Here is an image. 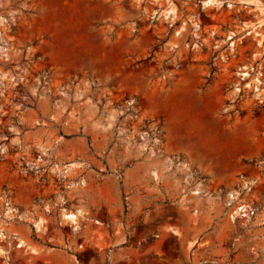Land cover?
Returning <instances> with one entry per match:
<instances>
[{
	"label": "rangeland",
	"instance_id": "1",
	"mask_svg": "<svg viewBox=\"0 0 264 264\" xmlns=\"http://www.w3.org/2000/svg\"><path fill=\"white\" fill-rule=\"evenodd\" d=\"M205 1L0 0V264H264V0Z\"/></svg>",
	"mask_w": 264,
	"mask_h": 264
},
{
	"label": "built area",
	"instance_id": "2",
	"mask_svg": "<svg viewBox=\"0 0 264 264\" xmlns=\"http://www.w3.org/2000/svg\"><path fill=\"white\" fill-rule=\"evenodd\" d=\"M251 71H243L242 75L244 76L243 79L247 80L249 78H251ZM250 76V77H249ZM254 76V75H253ZM249 77V78H248ZM255 82L251 81L249 82V84H253L252 85V89H254L255 92H260L259 94H257V98L261 101L264 102V77H263V71H259L258 73L255 74Z\"/></svg>",
	"mask_w": 264,
	"mask_h": 264
},
{
	"label": "bare ground",
	"instance_id": "3",
	"mask_svg": "<svg viewBox=\"0 0 264 264\" xmlns=\"http://www.w3.org/2000/svg\"><path fill=\"white\" fill-rule=\"evenodd\" d=\"M217 2H220L219 0H206L205 1V3L207 4V5H210V4H214V3H217ZM245 2H247V3H251V4H253V5H257V7L258 8H262L261 7V5L259 4V3H256V2H250V1H245ZM172 11H173V9L172 8H170V9H167L166 10V14H171L172 13ZM261 25V24H260ZM253 30V29H252ZM259 33V32H258ZM257 34V33H256ZM262 34V33H261ZM234 45V44H233ZM242 74V73H241ZM200 150V149H199ZM206 151H208V150H206ZM207 158V157H206ZM211 165V164H210ZM65 216L66 217H68V218H70V219H75L76 217H77V214L76 213H74V212H72V213H68V212H65Z\"/></svg>",
	"mask_w": 264,
	"mask_h": 264
},
{
	"label": "crops",
	"instance_id": "4",
	"mask_svg": "<svg viewBox=\"0 0 264 264\" xmlns=\"http://www.w3.org/2000/svg\"><path fill=\"white\" fill-rule=\"evenodd\" d=\"M256 16H259V14H254V16L252 18H254ZM256 20H258V19H256ZM259 22H262L264 25V14L261 16V19L259 20Z\"/></svg>",
	"mask_w": 264,
	"mask_h": 264
}]
</instances>
